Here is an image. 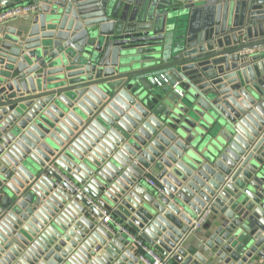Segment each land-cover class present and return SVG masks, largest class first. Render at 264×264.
<instances>
[{
	"label": "water",
	"instance_id": "obj_1",
	"mask_svg": "<svg viewBox=\"0 0 264 264\" xmlns=\"http://www.w3.org/2000/svg\"><path fill=\"white\" fill-rule=\"evenodd\" d=\"M25 2L0 29V264H264V0L0 13Z\"/></svg>",
	"mask_w": 264,
	"mask_h": 264
},
{
	"label": "built area",
	"instance_id": "obj_2",
	"mask_svg": "<svg viewBox=\"0 0 264 264\" xmlns=\"http://www.w3.org/2000/svg\"><path fill=\"white\" fill-rule=\"evenodd\" d=\"M37 10H38V6L33 3H27V4L8 8L0 13V23H5L17 17H22L28 14H32L36 12ZM162 77L165 79V81H167V79L163 75ZM176 91L179 92L177 89ZM151 184H153V182H151ZM104 213L105 214H103V218L100 220L104 228H106L107 230H113L111 223H114V225L117 228H120L126 231V229L119 222L114 220V218L112 217L110 213L108 212H104ZM211 214H212V211L209 206L204 208L202 212L199 213L194 218L192 225H191V231H199L203 229L205 225L207 224L208 220L210 219ZM144 249H145L146 255L141 256L140 258V262L142 264H172V260H173L172 254L163 256L152 248L145 246ZM247 264H253V263L249 262Z\"/></svg>",
	"mask_w": 264,
	"mask_h": 264
},
{
	"label": "crops",
	"instance_id": "obj_3",
	"mask_svg": "<svg viewBox=\"0 0 264 264\" xmlns=\"http://www.w3.org/2000/svg\"><path fill=\"white\" fill-rule=\"evenodd\" d=\"M28 2H25V3H28ZM20 18H22V17H17V18H14L12 20H9V21H7L5 23H0V29L2 27L15 26L17 24L18 20H20ZM254 53H256V52L254 51ZM114 220L116 221V219H114ZM99 221H100V219H99ZM217 224H218V221L215 220L214 214L212 213L210 219L208 220L207 224L205 225V227L203 229H201L199 231H192L190 233V235H189V237L187 239L188 244L185 247H188L189 244H191V243H197V242H199L201 240L208 239L210 234L213 232V230H214V228L216 227ZM172 264H181V263L173 261Z\"/></svg>",
	"mask_w": 264,
	"mask_h": 264
},
{
	"label": "trees",
	"instance_id": "obj_4",
	"mask_svg": "<svg viewBox=\"0 0 264 264\" xmlns=\"http://www.w3.org/2000/svg\"><path fill=\"white\" fill-rule=\"evenodd\" d=\"M172 263H173V261H172Z\"/></svg>",
	"mask_w": 264,
	"mask_h": 264
}]
</instances>
